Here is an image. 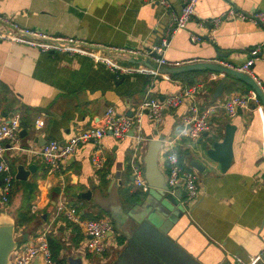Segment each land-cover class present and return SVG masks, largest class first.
Masks as SVG:
<instances>
[{"label": "crops", "instance_id": "1", "mask_svg": "<svg viewBox=\"0 0 264 264\" xmlns=\"http://www.w3.org/2000/svg\"><path fill=\"white\" fill-rule=\"evenodd\" d=\"M167 1L168 7L143 0H0V13L50 34L147 51L160 42L171 14L179 13L184 3ZM232 6L253 13L264 10V0H200L195 18L171 38L165 54L169 64L158 69L154 55L146 53L112 55L122 68H131L119 75L67 49L43 53L35 46L0 40V120L18 115L22 121L20 139L3 141L15 181L5 203L0 177V219L16 222L19 245L46 230L54 258L61 264H249L257 257L264 259L262 99L259 97L260 107L252 104L234 117L217 108L211 130L192 140L182 132L193 116L254 88L209 68L169 71L205 61L240 67L254 47L264 44V28L251 21L224 19L213 25L212 20ZM191 33L202 39L192 41ZM249 75L264 90L263 58L255 61ZM222 81L225 86L217 92ZM196 84L201 87L195 98L166 110L161 123L152 121L146 110L144 140L139 146L131 132L124 139L107 134L99 142L82 143L62 161L60 170L53 172L39 153L50 139L64 143L84 129L101 125L109 107L133 116L146 97L162 99ZM192 105L197 112L192 111ZM39 121L43 125H38ZM227 124L235 128L230 166L224 170L207 149L213 140H223ZM160 137V169L166 174V156L175 149L180 163L198 173L200 187L198 196L185 204L182 216L165 231L144 216L142 219V212L130 216L149 194L135 184L132 161L138 158L145 171L148 142ZM97 148L106 158L100 170L94 169L91 161ZM192 159L204 167L203 172L191 166ZM20 166L27 171L25 179L17 178ZM182 189L186 191L184 186ZM88 190L92 191L90 200L79 197ZM100 199L106 208L95 204ZM61 200L75 206L85 218L112 219L114 232L107 235L102 255L89 253L84 230L58 213ZM122 215L129 225L127 232L116 223ZM33 264H39L38 260Z\"/></svg>", "mask_w": 264, "mask_h": 264}, {"label": "built area", "instance_id": "2", "mask_svg": "<svg viewBox=\"0 0 264 264\" xmlns=\"http://www.w3.org/2000/svg\"><path fill=\"white\" fill-rule=\"evenodd\" d=\"M147 3L161 2L165 7L170 6L167 0H143ZM200 0H184L182 9L179 13H172L169 22L166 25L160 42L147 51H141L133 47H115L100 43H87L75 37L64 35H54L48 32L21 25L10 15L0 13V40L11 41L30 46H35L43 53H49L55 50L67 49L79 55L90 57L95 63H102L116 72L118 75L124 73L131 68H122L113 56H123L126 54L134 57L146 54L153 55L155 53L158 63V69L169 64L165 54L170 46L171 38L181 29H186L188 23L195 18L196 7ZM224 19H240L243 21H251L264 28V10H258L253 13H247L237 10L235 7L229 8L224 14L212 20L213 25H219ZM191 40L200 41V35L191 33ZM264 44L258 45L251 50V57L240 67H235L246 73H251V67L259 58L264 59ZM179 64V63H175ZM157 69V70H158ZM154 72V71H153ZM117 75V76H118ZM258 83H260L258 81ZM201 86L192 85L184 89L166 95L163 99L159 97H146L140 104L137 112L133 116L118 113L113 107H109L103 116V123L98 126L90 127L71 136L67 141L61 143L58 139H50L46 142L39 153L48 165L51 172L60 170L61 163L69 156L76 153L80 145L85 142H99L105 135L111 134L118 139H124L133 131V136L139 144L143 138V119L146 110L149 117L156 123H161L164 119L165 111L171 108H177L184 102L195 98ZM254 105L260 104V98L255 89H249L244 93H238L230 96L224 103H215L207 106L199 115H195L190 119V126L182 132L192 140H198L205 132H209L212 128V115L217 108L222 107L225 112L234 117L238 115L239 109H248ZM192 111L197 112L196 106H191ZM43 125L42 121L37 122ZM22 121L18 115L9 119V121L0 120V177L2 179L1 194L2 201L7 203L9 195L15 181L9 164L5 159L6 147L3 145L5 139L17 142L20 139V131ZM136 147L135 151L139 149ZM166 159L168 161V169L166 171V182L170 188L178 185L184 186L187 192L184 204H188L195 199L200 187L198 183L199 175L194 170H189L180 163V157L177 150H171ZM94 169L100 170L105 166L106 158L100 149H96L91 157ZM132 171L134 181L137 187L145 191L149 190V185L141 166V161L136 158L132 161ZM58 213L64 215L70 222L81 227L86 236V248L89 253L102 255L107 249L106 238L111 232H114V222L110 217L101 216L98 218H85L80 211L73 205L61 200L58 204ZM38 260L39 264H61L53 255L50 242L46 230L39 231L32 240L26 241L18 246L12 253L9 264H33ZM264 259L257 257L249 264H259Z\"/></svg>", "mask_w": 264, "mask_h": 264}, {"label": "water", "instance_id": "3", "mask_svg": "<svg viewBox=\"0 0 264 264\" xmlns=\"http://www.w3.org/2000/svg\"><path fill=\"white\" fill-rule=\"evenodd\" d=\"M153 55L157 56L155 53H153ZM205 68H209L219 72H225L226 74L230 75V77H235L236 79H239L240 81L252 86L257 91L259 97L264 103V90L258 83V81L248 73L241 71L235 67H229L216 62L205 61L186 64L179 67H171L169 71L185 72ZM224 86L225 82H220L216 88V91L220 92L224 88ZM218 95H220V93L215 96L218 97ZM241 112L242 109H239V113ZM234 128L235 126L233 124H227L223 140H213L210 147L209 145H206V147H209L207 149L209 157L214 160H219L222 163V168L224 170H226L230 166L232 158ZM25 131L26 130H24L23 132ZM23 132H21V134H23ZM131 133H133V131H131ZM162 145V137L151 139L148 142L147 152L144 157V175L150 187L149 194L144 200L141 201V204L135 206V210L132 209L133 213L130 216H133V214L135 213L134 211L139 212V214L142 212V219L145 217L144 219L165 231L171 226V224L176 222L178 217L182 216L186 208L184 199L187 195V192L182 189L181 185L170 188L167 184L166 174L160 169L159 166L160 151ZM191 166L199 170L200 172L204 171V167L195 159L191 160ZM31 169H33V165L30 167V170ZM26 174L27 171H24L23 166H20L17 178L25 179ZM79 197L90 200L92 197V191L88 190L86 192H83L79 195ZM95 204L106 208V206L103 205L105 204V202L102 199L95 201ZM116 219L117 226H119V228L124 232H127L129 225L127 224L123 215L117 217ZM16 229L17 225L13 219H0V264H9L11 254L18 248L19 241L16 238ZM112 233L113 232H111V234ZM71 264L81 263L74 261L71 262Z\"/></svg>", "mask_w": 264, "mask_h": 264}, {"label": "trees", "instance_id": "4", "mask_svg": "<svg viewBox=\"0 0 264 264\" xmlns=\"http://www.w3.org/2000/svg\"><path fill=\"white\" fill-rule=\"evenodd\" d=\"M180 75V74H179Z\"/></svg>", "mask_w": 264, "mask_h": 264}]
</instances>
